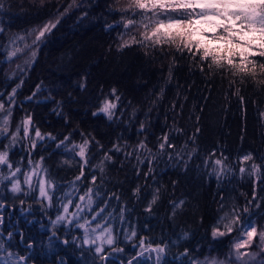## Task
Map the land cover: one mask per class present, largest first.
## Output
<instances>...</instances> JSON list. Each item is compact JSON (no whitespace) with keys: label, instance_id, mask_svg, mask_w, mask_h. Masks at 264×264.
<instances>
[{"label":"trees","instance_id":"16d2710c","mask_svg":"<svg viewBox=\"0 0 264 264\" xmlns=\"http://www.w3.org/2000/svg\"><path fill=\"white\" fill-rule=\"evenodd\" d=\"M128 4L0 0V152L12 165H0V264H193L232 238L212 235L223 211L236 207L234 233L264 224V58L250 54L253 79L142 34L127 40V20L143 17L120 11ZM106 101L116 104L111 119ZM34 163L47 198L23 178ZM90 228L110 230L114 243L97 253L84 243Z\"/></svg>","mask_w":264,"mask_h":264},{"label":"snow or ice","instance_id":"6c2138e0","mask_svg":"<svg viewBox=\"0 0 264 264\" xmlns=\"http://www.w3.org/2000/svg\"><path fill=\"white\" fill-rule=\"evenodd\" d=\"M132 7L141 10L160 9L164 12L168 10L176 11L178 9H192L195 12V9L199 8L200 11L196 12L195 15H193V12H187L175 17L165 16L163 20H152V18L147 16L142 17L141 26L145 28L142 34L143 41H151L154 45H175L178 52L186 49L194 56L198 55L201 61H209L207 64L209 69L213 67L221 70L227 69L233 75L256 78L257 65L253 60L249 59V56L252 50L256 49L258 55L264 58V0H129L127 8H122L120 11H127L128 8ZM144 20H148L149 23H144ZM134 23L133 19H128L125 27ZM152 23L155 24V27L152 29L151 34H149L147 29L149 28V24ZM55 26V23L45 25L38 32V35H36L35 41H40L45 36V33ZM16 51H19V49ZM16 51L12 55H15ZM32 55L35 56V52ZM259 68L261 74H264V63H261ZM200 70L204 71V67L201 66ZM257 83L264 84V80H258ZM14 93L15 89H13ZM115 108L116 104L106 101L101 111L111 119L113 116L112 110ZM3 109L4 104L0 103V110ZM3 123L7 125L8 120L5 119ZM24 123L27 126L32 121L28 118ZM27 131L28 129L25 127V133ZM35 135L40 137L41 133L37 130L35 131ZM167 141L168 137L164 136L163 142L159 145L161 150L165 148ZM87 143L85 141L80 146L79 155L81 157L85 156ZM140 147L144 148L145 145L141 143ZM110 158L106 157V159ZM250 158V155H245L243 160L248 161ZM215 163L216 165H222L223 161L217 159ZM0 165L12 167L8 163L7 151L0 152ZM240 171L243 172L244 169L241 168ZM77 179H80V177H77ZM94 180L95 177H93ZM12 191H21L19 182L13 184ZM40 194L41 196L46 195L43 184L40 187ZM49 199L51 198L49 197ZM79 199L83 201L84 196H81ZM155 202L156 198L154 197L152 203ZM91 203V197L89 196L88 204L90 205ZM64 212H68L67 207L64 208ZM57 219L63 220L64 217H58ZM79 227L85 228V225L80 224ZM225 227L229 232L232 230L230 225H226ZM108 232L107 238L103 239L101 245L96 247L95 251L97 253L103 252L104 243L108 245L114 243L110 230ZM217 234L224 235L223 232L214 231L213 235ZM257 236L260 242L264 244V231L257 233V229L252 226L251 230L247 232V240L235 245L238 260H242L247 255V253L240 252V249L247 247L253 238ZM97 239H102V237H97ZM84 243H89L87 232ZM91 243L95 244L96 241L93 240ZM154 251H163V249L157 248Z\"/></svg>","mask_w":264,"mask_h":264},{"label":"rangeland","instance_id":"374dc122","mask_svg":"<svg viewBox=\"0 0 264 264\" xmlns=\"http://www.w3.org/2000/svg\"><path fill=\"white\" fill-rule=\"evenodd\" d=\"M128 10H129V8H128ZM139 10H140V14L143 17L146 15H149L152 18V20H157V19L163 20L165 18V16L175 17V16H180L182 14H185L187 12H193L192 9H178L176 11L168 10L167 12H164L160 9H153V10H141V9H139ZM199 11H200V9L196 8L195 12H193V15H195V13L199 12ZM57 18H58V15L52 17L47 22L45 21L44 23L35 26L34 29L32 30V32H30L28 37H27L28 43L34 42L36 35H38V32L45 25H48L50 23H54L57 20ZM144 23H146V22H144ZM136 25H139V26H136ZM154 27H155L154 23L149 24V28L147 29L149 34H151V31ZM144 31H145V28L141 26V22H137V23H134L132 25H128L126 32L123 34L122 37L128 40L131 36H136L137 34H143ZM257 43H258V41H257ZM19 46H20V44L18 45V47ZM19 50H22V48H20ZM22 52L23 51H21L20 53H22ZM253 52H256V49H253L252 53ZM39 165H40L39 163H34L33 165H31L29 167V169L23 175V178H24L27 186L29 187V189H31V187L33 185L35 186L38 196H41L40 187L43 184L46 195L42 196V197L47 198L48 194H49L50 182H49V180H47L44 172L40 169L41 167H39ZM16 178H18V177H16ZM16 182H19V184H20L19 179H16L13 182V184ZM13 184H12V186H13ZM63 216L64 215L60 216V214H59V217H63ZM236 217H237L236 207H232V209H230V210H225L218 215L217 220L212 227V235H213L214 231H218V232H223L224 235L217 234V235H213V236L218 237V238L225 237V236L230 238L232 236V238L228 242V245L222 249V251H210V252H207L206 254H203V255L200 254V255L194 256L193 257V264H264V244H262L260 242L258 236L254 237L253 240L251 241V243L247 247L240 249V252L247 253V255H245L242 260L237 259L235 245L238 243H242L245 240H247V232L251 230L252 226H254L257 229V233L264 231V224L257 225L256 223L251 221L248 224L246 223L243 226H241L238 229V231L236 233H234L233 227H234ZM226 225L231 226L232 230L230 232L227 231V229L225 227ZM89 230L92 231V234L94 236L92 238H91V236H88L89 238H87V239L89 240L90 243H91L90 240H95V241L97 240L96 241L97 243H95L96 247L100 246L103 239L107 238V237H105L103 232H95L93 228H90ZM97 237H102V239H97ZM103 248H104V246H103Z\"/></svg>","mask_w":264,"mask_h":264}]
</instances>
